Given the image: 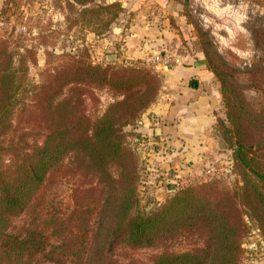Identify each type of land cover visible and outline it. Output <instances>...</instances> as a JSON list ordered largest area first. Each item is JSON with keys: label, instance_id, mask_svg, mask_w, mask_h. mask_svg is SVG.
<instances>
[{"label": "trees", "instance_id": "16d2710c", "mask_svg": "<svg viewBox=\"0 0 264 264\" xmlns=\"http://www.w3.org/2000/svg\"><path fill=\"white\" fill-rule=\"evenodd\" d=\"M74 1L90 25L102 11L104 30L123 11L118 2ZM31 56L13 50L9 37L0 39V264H241L244 219L231 193L182 186L149 213L136 211L140 167L126 127L159 94L154 70L79 55L30 85ZM100 88L116 99L94 117L86 100L97 99ZM238 145L237 160L264 180ZM64 181L71 190L66 201L57 192ZM254 191V203L264 207ZM185 232L199 235L202 245L162 252L149 263L112 256L120 244L157 246Z\"/></svg>", "mask_w": 264, "mask_h": 264}, {"label": "rangeland", "instance_id": "374dc122", "mask_svg": "<svg viewBox=\"0 0 264 264\" xmlns=\"http://www.w3.org/2000/svg\"><path fill=\"white\" fill-rule=\"evenodd\" d=\"M114 2L123 11L104 30L102 11L94 14L95 24L90 25L74 0H0V39L7 36L13 50L33 55L28 61L30 85H40L60 64L79 55L95 63L134 61L154 70L159 94L136 123L126 127L140 167L136 211L149 213L179 187L213 185L234 195L243 212L241 264H264V207L254 203L255 186L264 198V180L237 160L241 141L249 164L264 176V0H94L88 5ZM169 35L201 49L221 92L216 124L205 140L208 145L201 147V162L189 159L190 149L181 138L172 143L155 131L162 124L150 109L173 90L171 72L152 62L162 48L153 42ZM128 45L145 51L123 58ZM95 93L97 99L86 100L87 111L102 116L116 97L108 88ZM70 191L69 182L57 186L61 200H68ZM202 243L196 233L185 232L157 246L135 249L120 244L112 256L149 263L162 252L192 250Z\"/></svg>", "mask_w": 264, "mask_h": 264}, {"label": "crops", "instance_id": "0c3cea01", "mask_svg": "<svg viewBox=\"0 0 264 264\" xmlns=\"http://www.w3.org/2000/svg\"><path fill=\"white\" fill-rule=\"evenodd\" d=\"M170 36L156 37L153 43L155 47H162L158 52H170L178 59V63L162 67L171 72L170 87L173 92L168 98L155 103L150 111L162 124L155 131L172 143L181 138L187 150L190 149L189 159L201 162L200 151L208 145L205 140L208 142V134L216 124L221 92L208 70L201 49L184 44L176 35ZM143 51L144 48L132 50L128 45L124 48L123 58L141 56Z\"/></svg>", "mask_w": 264, "mask_h": 264}, {"label": "built area", "instance_id": "2783aa9c", "mask_svg": "<svg viewBox=\"0 0 264 264\" xmlns=\"http://www.w3.org/2000/svg\"><path fill=\"white\" fill-rule=\"evenodd\" d=\"M152 62L166 68L178 63V59L170 52H157L154 54Z\"/></svg>", "mask_w": 264, "mask_h": 264}, {"label": "water", "instance_id": "95a60500", "mask_svg": "<svg viewBox=\"0 0 264 264\" xmlns=\"http://www.w3.org/2000/svg\"><path fill=\"white\" fill-rule=\"evenodd\" d=\"M111 55H109V57H110ZM109 59V58H108ZM110 60V59H109ZM174 189V188H173Z\"/></svg>", "mask_w": 264, "mask_h": 264}]
</instances>
